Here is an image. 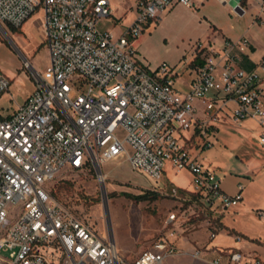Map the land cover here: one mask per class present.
I'll list each match as a JSON object with an SVG mask.
<instances>
[{
	"label": "built area",
	"instance_id": "obj_1",
	"mask_svg": "<svg viewBox=\"0 0 264 264\" xmlns=\"http://www.w3.org/2000/svg\"><path fill=\"white\" fill-rule=\"evenodd\" d=\"M245 2L235 0L232 9L244 12ZM177 3L191 6L192 0H137L134 21L115 35L96 27L111 15L108 0H0V22L13 27L42 9L48 51L44 74L33 75L34 91L13 113L0 117V253L7 254H0L1 262L169 264L187 255L203 264H264L262 257L235 248L188 252L184 244L189 240L174 211L157 237L128 261L107 231L52 194L51 183L64 168L83 171L91 163L120 159L154 188L166 164L177 172L187 170L194 195L188 200L206 214L241 202L246 180L237 182L234 194L226 193L201 156L216 144L222 120L255 121L264 145V54L246 69L240 62L250 47L247 37L226 39L220 49L198 41L195 47L206 49L203 62L189 89L179 91L174 68L165 62L149 68L137 60L133 45ZM258 3L264 13L263 0ZM10 83L0 73V95ZM118 129L124 132L122 141ZM166 195L187 200L176 189ZM258 215L264 218V208ZM206 229L210 242L221 227ZM231 236L237 243L243 240L240 234Z\"/></svg>",
	"mask_w": 264,
	"mask_h": 264
},
{
	"label": "rangeland",
	"instance_id": "obj_2",
	"mask_svg": "<svg viewBox=\"0 0 264 264\" xmlns=\"http://www.w3.org/2000/svg\"><path fill=\"white\" fill-rule=\"evenodd\" d=\"M256 1L245 2V9L250 12L255 6L259 8ZM40 14V9H37L31 17V23L23 26L22 32L32 33L33 16L37 19ZM128 22L117 21L111 17L101 18L97 21L96 27L100 31L105 30L119 35L120 28L126 26ZM0 26L8 34L5 35L0 29V73L11 81L9 90L0 95V117H7L14 112L17 105L22 104L21 101L33 89V66L37 70H42L47 63V53L40 45L37 50H41L33 57V33L22 38L25 50L7 26L3 24ZM19 52L24 56L25 62ZM76 95L74 93L72 97ZM257 130L258 127L253 121L237 125L229 120H222L218 124L216 144L201 156L203 162L210 164L217 174L231 172L241 175L250 182L244 188L242 202L224 212L218 210L216 213L206 214L201 209L190 206V202L166 195L170 193L171 187H174L178 188L177 193L180 196L194 198L189 192L192 189L189 172L187 170L177 172L170 164H166L157 188H154L152 182L143 175L130 170L123 171L121 165L113 162L102 165L91 163L83 171L64 168L52 181L51 191L56 199L75 214L88 218L101 232L108 233L110 230L119 252L128 261L134 260L140 251L157 237L170 211L176 212L182 221V235L191 242L184 246L188 252L198 247L196 239L198 243H207L206 228L217 225H220L221 229L218 230L216 238L210 241L213 247L235 248L245 254L260 252L264 249L262 220L264 218L259 217L258 211L264 207L256 208L260 205L256 198L247 200L250 189L255 187L258 190L259 182L264 185V170L261 169L264 167V146L259 144ZM116 136L122 141L124 132L118 129ZM125 146L129 149L127 144ZM106 169L116 172L115 176L111 177L104 173ZM251 171H257L255 177H251ZM99 175H103L102 180ZM101 184L106 196L105 203ZM181 191H187V194L184 195ZM144 194L147 198H142ZM234 233L242 234L246 238L243 237L242 242L237 245L231 236ZM0 254L7 256L3 252ZM0 264L5 263L0 261ZM171 264L202 263L190 256L182 255L174 257Z\"/></svg>",
	"mask_w": 264,
	"mask_h": 264
},
{
	"label": "crops",
	"instance_id": "obj_3",
	"mask_svg": "<svg viewBox=\"0 0 264 264\" xmlns=\"http://www.w3.org/2000/svg\"><path fill=\"white\" fill-rule=\"evenodd\" d=\"M108 1L111 9V15L107 17L108 19L111 17L117 21H129L126 26L120 28L119 32L121 33L126 27L131 25L135 19L137 0ZM259 1L260 0L256 1L258 5ZM38 9L41 11L40 17L35 19L36 17L33 16V57L44 47L47 53V63L42 70H37L33 66V74L43 75L48 64V51L43 41L42 34L43 11L41 8ZM34 13L35 11L33 14ZM33 14H31L20 27H13L0 22V25L3 24L7 26V28L11 30L12 34L16 35L15 38L22 43L24 49L25 46L22 38L24 35H31L32 33L25 34L22 32V28L23 26L31 23V17ZM0 29L5 35H8L4 30H2L1 26ZM242 36L249 39L250 47L247 54L243 56L240 65L246 69H250L254 67L264 54V13L260 12V7L258 8L255 6L252 10H250V12L245 9L244 12L239 13L234 11L228 2L223 0H192L191 6H185L177 3L169 9L163 11L155 24L149 25L148 29L144 33L134 39L133 45L136 49L137 60L144 65H147L149 68L155 69L162 62H165L173 67L176 72L175 87L179 91H186L189 89L190 82L195 76L197 68L202 64L204 55L206 54V49H197L195 47L196 42L201 41L204 45L209 44L216 49H220L223 46L224 40H236ZM40 45H42V47L38 51L37 49ZM19 54L23 58V61H25L21 52H19ZM35 86L36 83L33 76V89L28 93L26 98L34 91ZM26 98H24L21 103H23ZM246 121L253 120L247 119L244 122ZM253 122L255 123V121ZM113 162L116 163V165H121L123 171H131L128 163L120 159L102 161L100 164L102 165V163ZM263 168L264 167L261 169L264 170ZM103 172L111 177H114L116 174V172H111L109 169H106ZM256 173L257 171H251V177H255ZM218 176L221 179L222 189L228 194H234L236 192L237 182L240 179H245L241 175L231 172L224 175L218 174ZM249 183V180H246L245 188ZM259 184L258 190H256L255 187L252 188V190H249L250 198L248 197L247 200L250 201V199L256 198V200L260 202V205L256 208H263L264 185L260 182ZM171 189L173 190L178 188L171 187ZM188 199L185 202H190ZM190 206L192 205L190 204ZM223 228L226 227L223 226ZM195 234H197V232H195ZM242 236L246 238L244 235ZM196 241L198 247L209 246L215 248L211 245L213 240H211V242L208 240L207 243H198V239H196ZM241 242L235 243L238 245ZM190 243L191 242L189 241V244ZM186 244L188 243H185L184 246ZM251 254H255L263 258L264 249L260 252ZM213 255V251L208 253V257H212ZM169 264H171V261Z\"/></svg>",
	"mask_w": 264,
	"mask_h": 264
},
{
	"label": "water",
	"instance_id": "obj_4",
	"mask_svg": "<svg viewBox=\"0 0 264 264\" xmlns=\"http://www.w3.org/2000/svg\"><path fill=\"white\" fill-rule=\"evenodd\" d=\"M228 4L231 6V7H235V0H229V2H228ZM239 13H242V11H239ZM25 62V61H24ZM98 172H100V171H97V173ZM101 186H102V198H103V202H104V200H105V198H106V196H105V193H104V188H103V184H101ZM105 203V202H104ZM105 205V204H104ZM108 219V218H107ZM108 236H109V239H110V241L112 242V243H114V240H113V235H112V233H111V231L110 230H108Z\"/></svg>",
	"mask_w": 264,
	"mask_h": 264
},
{
	"label": "trees",
	"instance_id": "obj_5",
	"mask_svg": "<svg viewBox=\"0 0 264 264\" xmlns=\"http://www.w3.org/2000/svg\"><path fill=\"white\" fill-rule=\"evenodd\" d=\"M264 3V0H263ZM177 190V189H176ZM182 193H185L186 191H181ZM142 198H147L146 195L144 194V196ZM136 199V198H135Z\"/></svg>",
	"mask_w": 264,
	"mask_h": 264
},
{
	"label": "bare ground",
	"instance_id": "obj_6",
	"mask_svg": "<svg viewBox=\"0 0 264 264\" xmlns=\"http://www.w3.org/2000/svg\"><path fill=\"white\" fill-rule=\"evenodd\" d=\"M99 178H100V180H102L103 179V175H99ZM115 246H116V244H115ZM116 248H117V246H116Z\"/></svg>",
	"mask_w": 264,
	"mask_h": 264
}]
</instances>
